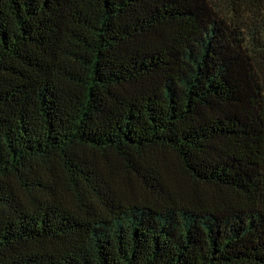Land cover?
<instances>
[{
	"label": "trees",
	"instance_id": "obj_1",
	"mask_svg": "<svg viewBox=\"0 0 264 264\" xmlns=\"http://www.w3.org/2000/svg\"><path fill=\"white\" fill-rule=\"evenodd\" d=\"M0 264H264V0H0Z\"/></svg>",
	"mask_w": 264,
	"mask_h": 264
}]
</instances>
